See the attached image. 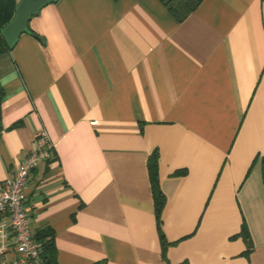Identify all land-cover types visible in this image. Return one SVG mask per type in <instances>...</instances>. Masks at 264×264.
<instances>
[{
	"label": "crops",
	"instance_id": "obj_1",
	"mask_svg": "<svg viewBox=\"0 0 264 264\" xmlns=\"http://www.w3.org/2000/svg\"><path fill=\"white\" fill-rule=\"evenodd\" d=\"M29 27L0 52V184L45 130L26 203L56 264H264V0L182 21L160 0H58Z\"/></svg>",
	"mask_w": 264,
	"mask_h": 264
},
{
	"label": "built area",
	"instance_id": "obj_2",
	"mask_svg": "<svg viewBox=\"0 0 264 264\" xmlns=\"http://www.w3.org/2000/svg\"><path fill=\"white\" fill-rule=\"evenodd\" d=\"M37 141L38 148L16 163L0 184V264H45L26 190L33 171L53 159L54 146L45 130L38 132Z\"/></svg>",
	"mask_w": 264,
	"mask_h": 264
},
{
	"label": "trees",
	"instance_id": "obj_3",
	"mask_svg": "<svg viewBox=\"0 0 264 264\" xmlns=\"http://www.w3.org/2000/svg\"><path fill=\"white\" fill-rule=\"evenodd\" d=\"M171 14L178 20H184L191 12H193L202 0H160ZM17 5L16 0H0V52L8 51V44L6 43L3 35L2 28L13 18L15 14V7ZM5 96V90L0 82V116H1V104ZM149 176L151 180L153 198L155 202V214L157 218L158 232L162 245L163 256L167 259V251L171 245L176 244L178 241H169L163 229L162 212L166 204V195L163 192L159 182V153L158 150H154L148 159ZM185 171H177L176 174H184ZM264 174V172H263ZM241 235L244 236L248 249L251 247V238L249 231L244 222ZM36 237L43 243L42 258L45 264H56V246L54 242V233L49 228L36 232ZM93 264H106L105 261H97ZM177 264H189L188 260H184Z\"/></svg>",
	"mask_w": 264,
	"mask_h": 264
},
{
	"label": "water",
	"instance_id": "obj_4",
	"mask_svg": "<svg viewBox=\"0 0 264 264\" xmlns=\"http://www.w3.org/2000/svg\"><path fill=\"white\" fill-rule=\"evenodd\" d=\"M58 0H20L15 7L13 18L2 28V35L9 48H13L18 42L20 36L24 33H30V21L48 4Z\"/></svg>",
	"mask_w": 264,
	"mask_h": 264
}]
</instances>
